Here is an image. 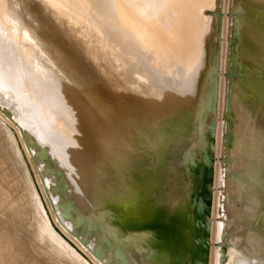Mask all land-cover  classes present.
<instances>
[{"label":"bare ground","instance_id":"obj_1","mask_svg":"<svg viewBox=\"0 0 264 264\" xmlns=\"http://www.w3.org/2000/svg\"><path fill=\"white\" fill-rule=\"evenodd\" d=\"M0 139L17 264L187 259L210 145L208 264H264V0H0Z\"/></svg>","mask_w":264,"mask_h":264},{"label":"water","instance_id":"obj_2","mask_svg":"<svg viewBox=\"0 0 264 264\" xmlns=\"http://www.w3.org/2000/svg\"><path fill=\"white\" fill-rule=\"evenodd\" d=\"M212 148L201 151L194 162L195 177H192L190 209L192 210L191 246L187 259L175 264H208L210 237V205L211 196L208 188L211 183ZM82 242H85L83 239ZM101 258L102 253H96Z\"/></svg>","mask_w":264,"mask_h":264},{"label":"rangeland","instance_id":"obj_3","mask_svg":"<svg viewBox=\"0 0 264 264\" xmlns=\"http://www.w3.org/2000/svg\"><path fill=\"white\" fill-rule=\"evenodd\" d=\"M4 151L5 150L4 147L2 146V142L0 139V193L2 194V195L0 194V248L1 247L6 248L5 252L3 251L4 257L3 258L0 257V264H17L14 258L15 255L13 256L11 255V253L16 251L17 248L19 247L16 239V234L19 230H18V226H16L14 222L10 220L9 209L11 207V202L18 200L17 196H19L20 193L18 188L17 175L12 171L11 163L9 162L6 153ZM5 191L8 193H6ZM90 227L91 229L93 228L92 226ZM8 250L10 251V253H8ZM0 254H1V250H0ZM18 262H19L18 264H22L23 259L21 258V260H19ZM41 263L44 262L42 261Z\"/></svg>","mask_w":264,"mask_h":264}]
</instances>
